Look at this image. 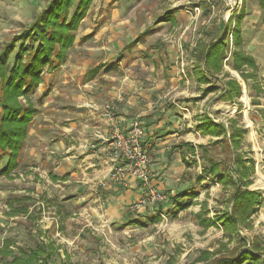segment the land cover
Instances as JSON below:
<instances>
[{
  "label": "rangeland",
  "instance_id": "rangeland-1",
  "mask_svg": "<svg viewBox=\"0 0 264 264\" xmlns=\"http://www.w3.org/2000/svg\"><path fill=\"white\" fill-rule=\"evenodd\" d=\"M234 1L236 5L232 4ZM79 2L81 0L65 3L63 7L68 11L65 15H72ZM243 2L242 48L255 59L258 79L244 83L230 68L233 46L229 35L223 73L211 81L218 90L208 94L211 96L207 102L196 104L190 101L193 108L203 106V109L210 102L218 103L222 115L210 110L214 119L223 118L224 122L234 119L238 127L246 131L241 138L239 152L245 161L253 162L254 168L252 184L247 190L260 191L262 199L250 215L249 226L238 228L237 234L228 237L221 224L203 228L197 222L196 213L202 204H206L207 218L230 209L226 203L229 191L223 190L216 180L204 178L200 183L196 181L203 163L199 154L195 155L196 164L187 169V176L182 179L186 183L178 189L179 193L189 189L197 191L198 197L193 205L176 218H172L170 202L148 207L152 211L154 208H172L162 211L160 222L151 224L148 218L158 214L154 210L144 220L145 227L104 223L100 220V213L99 219L95 213L85 210V204H81L80 199L87 193L78 190L81 183L71 181L70 188L64 189L60 177L33 176L31 161L28 158L24 165L22 158L23 155L29 156L31 145L28 143L36 129L37 117H42L61 99V77H74L76 84L80 81L78 77L87 78L89 70L102 65L112 68L103 77H154L157 82L151 79L143 85L149 88L147 85L158 83L165 85L163 90H168L167 79L175 77V71L169 64L167 68L164 63L159 65L154 58L164 60L167 56L179 55L182 60H190L192 47L209 40L204 36L206 29L219 27L233 12L238 14L242 6L239 0H90L83 7L75 28L68 32L71 37L68 46L57 48L52 64L40 68L39 81L25 86L23 89L27 92L21 95L12 93L9 68L15 62L19 65V62L26 63L33 56L36 58V53L40 58L43 53L51 51L40 50L44 45L42 42L49 38L38 40L31 31L50 4L61 2L0 0V117L7 109L16 106L32 111L18 167L8 176L0 177V248L8 243L9 250L18 256L20 250L28 251L37 243H49V255L52 254L49 264H212L218 258L234 255L238 248H249L255 241L264 247V188L259 186L264 179V25L256 3L253 6L249 0ZM167 11L173 12L175 25L157 23V19ZM61 20L57 18L58 22ZM45 23L43 20L45 30L55 31ZM147 30V35L138 38ZM137 39L139 42L127 49V45ZM53 43L51 49L56 41ZM35 47L37 50H33ZM189 66L190 63L184 64L182 77H191L192 66ZM70 69L75 72L71 73ZM225 73L241 85V96L235 102L222 103L217 98ZM49 80H58V88L53 89L48 84ZM16 83L18 85L19 81ZM68 83L69 80L64 86L67 87ZM188 86H193V83ZM73 89L78 91L77 84ZM201 90L198 91L201 93ZM15 127L9 126L8 129L14 130ZM209 151L216 160L228 157L227 149L222 145L211 147ZM3 164L0 161V167ZM95 198L93 194L90 200ZM10 260V257L0 256V264H7Z\"/></svg>",
  "mask_w": 264,
  "mask_h": 264
},
{
  "label": "crops",
  "instance_id": "crops-1",
  "mask_svg": "<svg viewBox=\"0 0 264 264\" xmlns=\"http://www.w3.org/2000/svg\"><path fill=\"white\" fill-rule=\"evenodd\" d=\"M176 52L177 49L174 55ZM154 60L159 65L164 63L166 68L169 64L175 71V77H168V82L165 80L168 90H163L165 85L158 83L147 85L149 88L143 85L151 79L157 82L154 77H103L108 73L100 72L91 79L78 77L80 81L76 83V91L73 89L76 85L74 77H61V99L48 108L46 114L37 117L36 129L28 143L31 145L29 156L23 155L22 158L24 165L28 158L31 161L33 176L60 177L64 189L70 188L72 182L81 183L78 190L87 192L80 199L81 204H85V210L95 213L99 219L100 213V220L104 223L136 227L134 222H144L154 210L158 212L155 216H162V211H167L169 206L162 210L154 208L153 211L148 207L168 202L173 207L178 189L186 183L182 179L188 171L181 161L178 146L188 143L196 150L198 145H206L216 139L202 136L196 126L204 113L214 118L210 110L222 115L218 103L210 102L203 109V106L193 108L190 101H184V98L198 97V90L206 87L199 85L191 74V77H182L184 64L190 63L189 67L193 68L194 60H182L179 55L167 56L164 60L156 57ZM70 72L75 71L70 69ZM68 80L66 87L64 84ZM190 82L193 83L191 87L188 86ZM48 84L54 89L60 83L49 80ZM210 96L198 102H207ZM110 104L114 114L112 120L104 115L105 105ZM134 119L140 121L144 146L152 153L150 169L153 177L150 184L165 196L163 201L140 205V200L146 197V189L139 182L129 178L125 184H120L109 178L113 163L106 140L114 128L123 130ZM224 120L215 119V122L223 121L226 126ZM76 179L78 181H73ZM93 194L96 198L90 200ZM94 202L97 205L93 207Z\"/></svg>",
  "mask_w": 264,
  "mask_h": 264
},
{
  "label": "trees",
  "instance_id": "trees-1",
  "mask_svg": "<svg viewBox=\"0 0 264 264\" xmlns=\"http://www.w3.org/2000/svg\"><path fill=\"white\" fill-rule=\"evenodd\" d=\"M69 0H60L61 4H50L39 17L37 23L31 34H34L36 39L45 40L42 43L40 50H51L48 53L38 58V53L34 54L33 58L26 63L15 62L9 68L10 77L12 78V90L16 95L26 94L23 88L31 83L39 81V70L44 65L49 67L56 58V50L58 47L66 48L70 43L69 31L75 28L76 21L81 14L83 7L87 5L90 0H81L77 5L72 15H65L68 13L67 9L63 7ZM244 1V0H243ZM240 12L232 13L226 22H221L219 27L208 28L204 31V36L209 37L207 42L200 41L194 45L190 50V56L194 60V66L191 70V75L199 85L206 86L201 90L198 97L193 99H184L185 102H198L203 100L208 94L217 91V87L211 83L223 73V60L226 57V51L229 47L228 38L232 37V66L233 71L237 72L241 80L246 83L249 80L256 81L257 65L255 59L246 53L242 48V34L241 23L245 17L243 8L244 2ZM256 3L258 9L262 13V24L264 25V0H249ZM73 11V9H72ZM51 18V20H50ZM57 18H61L60 22ZM68 18V19H67ZM49 19V20H48ZM45 20L46 27L55 28V31L44 29L42 26ZM157 23H169L175 25V17L172 11L165 12L157 19ZM148 30L139 35L138 38L148 34ZM51 34V35H50ZM54 34V36H53ZM52 36V37H51ZM33 38V40H35ZM52 38V40H50ZM139 39L129 43L127 49H131L139 41ZM55 47L51 46L55 42ZM57 41L59 43H57ZM47 43V45H46ZM15 46V45H14ZM33 50H37L35 47ZM39 50V49H38ZM39 50V51H40ZM28 55V53H27ZM52 56V57H51ZM46 64V65H45ZM111 67H102L98 65L88 71V77L94 78L100 72H109ZM225 80H222L223 89L218 95L219 101L235 102L242 93L241 85L228 73L224 74ZM16 81H19L18 85ZM32 111L30 108H23L16 106L6 110V113L0 117V161L4 163L0 167V177L8 176L14 169L18 167L19 155L22 150V143L27 128V123L31 117ZM196 126L197 131L202 136H210L216 138L210 140L207 145H198L196 150L188 143H181L180 157L186 169L195 165V155L199 154L203 161L201 165V173L196 177V181L200 183L204 178L214 179L222 187L223 190H228L229 194L226 203L230 205V209L223 210L222 213L216 214L213 218H207L208 210L206 204L200 205V210L196 213L197 222L203 228H208L221 224L224 234L231 237L238 232V228H247L251 223L249 218L254 209L260 204L262 195L260 191H249L247 188L252 184L253 162L245 161L239 152L241 145V138L246 133L242 128H239L234 119H228L227 125L215 122L214 118L207 114L200 116ZM16 126L13 129H8L9 126ZM13 130V131H11ZM225 146L228 157L223 160H216L210 154L209 148L214 146ZM4 148V149H3ZM5 152V153H4ZM193 158H188L187 156ZM227 191V192H228ZM198 197L197 191L192 189L185 190L179 193L173 200V216L187 210L193 205V201ZM159 216L149 217L148 222L157 224L160 222ZM134 225L145 227L144 222H134ZM260 242L255 241L249 248L241 247L230 257H221L215 260L212 264H264V247H260ZM50 244L37 243L28 251L20 250L19 255L15 256L9 250L8 243L0 248L1 257H10L11 260L7 264H49L52 254L49 252Z\"/></svg>",
  "mask_w": 264,
  "mask_h": 264
},
{
  "label": "built area",
  "instance_id": "built-area-1",
  "mask_svg": "<svg viewBox=\"0 0 264 264\" xmlns=\"http://www.w3.org/2000/svg\"><path fill=\"white\" fill-rule=\"evenodd\" d=\"M232 4L236 5V2ZM104 112L106 117L113 119L110 105H105ZM106 141L113 163L109 178L120 184H125L129 178L139 182L146 189V197L140 200V205L163 201L165 196L150 184L152 153L144 146L141 123L134 119L123 130L114 128Z\"/></svg>",
  "mask_w": 264,
  "mask_h": 264
},
{
  "label": "bare ground",
  "instance_id": "bare-ground-1",
  "mask_svg": "<svg viewBox=\"0 0 264 264\" xmlns=\"http://www.w3.org/2000/svg\"><path fill=\"white\" fill-rule=\"evenodd\" d=\"M228 108H231V109H232L231 106H229ZM228 108H227V109H228ZM259 186H260L261 188H264V179H263L262 181H260Z\"/></svg>",
  "mask_w": 264,
  "mask_h": 264
}]
</instances>
